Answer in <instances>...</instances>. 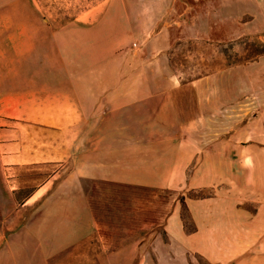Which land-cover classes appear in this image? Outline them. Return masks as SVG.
Masks as SVG:
<instances>
[{"label": "crops", "instance_id": "0c3cea01", "mask_svg": "<svg viewBox=\"0 0 264 264\" xmlns=\"http://www.w3.org/2000/svg\"><path fill=\"white\" fill-rule=\"evenodd\" d=\"M104 22L49 32L37 17L0 16V121L7 123H0V131L13 126L29 134L60 133L58 164L63 169L64 159H70L71 165L65 175L61 170L49 174L25 200L23 205L43 190L36 199L41 204L10 236L0 261L5 250L14 249L21 250L24 264H47L102 225L119 222L131 203L144 200L137 192L152 191L158 198L164 190L213 186L214 166L208 161L217 147L207 140L211 133L199 127L203 83L166 76L148 80V73L161 74L165 66L148 64L134 72L133 53H119L128 45H119L116 33H103ZM163 32L156 33L162 43ZM139 73L141 80L135 81ZM187 85L194 106L182 118L177 96ZM20 138L9 146L0 142V170L7 179L14 178L6 175L11 168L55 162L42 158L53 153V146H26ZM229 141L221 140L227 153ZM225 170L229 179V163ZM253 171L243 161L235 168L249 176ZM256 184L253 178L240 179L237 192L229 193L228 181L226 193L187 199L190 227L182 204L174 203L164 218L163 237L151 240L154 253L139 254L148 234L138 230L106 247L107 263L264 264V195L253 194Z\"/></svg>", "mask_w": 264, "mask_h": 264}, {"label": "rangeland", "instance_id": "374dc122", "mask_svg": "<svg viewBox=\"0 0 264 264\" xmlns=\"http://www.w3.org/2000/svg\"><path fill=\"white\" fill-rule=\"evenodd\" d=\"M0 5H3L0 16L37 17L49 32L65 27L88 28L105 19L103 33H116L119 45H128L126 51L121 49L119 53L127 52L130 57L133 53L134 72L148 64L165 66L161 74L148 73V80L161 81L166 76L182 83H203L198 96L199 127L211 133L207 140L217 147L213 160L208 161L214 166L213 186L164 190L158 192V198L152 191L137 192L145 196L144 200L131 203L119 222L102 225L98 233L54 255L47 264H108L106 247L138 230L142 236L148 234L143 243L145 250L141 247L139 254H152L151 240L163 237L164 218L174 203L182 204V218L190 227L186 200L226 193L228 181L231 193L237 189L238 180L246 182L253 178L257 183L253 194L264 195V56L246 61L250 50L264 47V0H0ZM159 30L164 31L163 43L170 41V45L165 46L160 36H156ZM134 80H141L140 73ZM177 99L182 118L188 115L185 111L189 113L190 108L193 111L194 95L188 85ZM14 131L16 137L21 135L23 145L39 146L47 142L53 146V153L42 154V158L52 157L55 162L11 168L6 171L7 176L14 175L11 179L0 170V253L10 236L31 219L41 204L36 199L43 190L23 205L25 200L53 171L61 170L65 175L67 167H71L70 159H64L63 169L58 164L63 142L60 133L29 134L24 128L7 126L0 131L1 144L13 145ZM28 135L33 138L30 140ZM228 137L229 153L221 148V140L225 142ZM240 161L254 167L253 175L235 172ZM227 163L232 169L229 179L225 172ZM191 170H187V176ZM198 262L205 264L201 259ZM24 263L21 250L14 249L5 250L0 261V264Z\"/></svg>", "mask_w": 264, "mask_h": 264}, {"label": "trees", "instance_id": "16d2710c", "mask_svg": "<svg viewBox=\"0 0 264 264\" xmlns=\"http://www.w3.org/2000/svg\"><path fill=\"white\" fill-rule=\"evenodd\" d=\"M264 56V47L262 49H253V50H250L248 52V54L246 55L247 57V60H255L257 58H260V57H263Z\"/></svg>", "mask_w": 264, "mask_h": 264}]
</instances>
